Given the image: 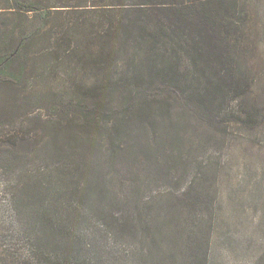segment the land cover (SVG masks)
<instances>
[{
    "label": "trees",
    "instance_id": "trees-1",
    "mask_svg": "<svg viewBox=\"0 0 264 264\" xmlns=\"http://www.w3.org/2000/svg\"><path fill=\"white\" fill-rule=\"evenodd\" d=\"M256 17L241 0H0V264H152L155 215L173 234L169 211L206 204L175 177L183 103L236 97L252 121L239 63ZM184 225L182 248L198 237Z\"/></svg>",
    "mask_w": 264,
    "mask_h": 264
},
{
    "label": "rangeland",
    "instance_id": "rangeland-1",
    "mask_svg": "<svg viewBox=\"0 0 264 264\" xmlns=\"http://www.w3.org/2000/svg\"><path fill=\"white\" fill-rule=\"evenodd\" d=\"M241 2L252 4L259 28L264 27V0ZM255 47L254 55L239 63V70L246 80L243 98L248 97V108H254L251 122L236 108V97H230L221 107L216 99L212 113L208 114L183 103L196 113L191 117L188 132L191 135L187 148L190 153H184L189 167L181 165L183 169L179 167L175 177H182L181 186L192 185L202 191L206 204L198 210L184 209V216L180 209L169 211L173 234L165 220L166 210L161 216L155 215L152 224L154 230L158 229L157 237L167 236L165 248H151L152 264H162V260L164 264H177L174 258L180 263L186 259V262L200 264L195 262L194 256L206 248V242L207 264H264V32L256 40ZM219 112L220 117L216 115ZM190 115L178 114V117L189 120ZM197 124L199 128L195 129ZM159 134L166 135V130L160 129ZM161 189L156 192H165ZM3 196L4 186L0 185V209L5 203ZM180 220H183L182 224ZM185 223H189L190 230L194 229L198 237L191 235L190 244L182 248L180 240ZM184 233L187 234V230ZM174 235L178 242L172 240ZM171 241L172 248L164 258V250ZM142 246L151 245L144 240Z\"/></svg>",
    "mask_w": 264,
    "mask_h": 264
}]
</instances>
